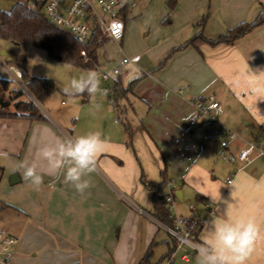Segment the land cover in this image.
Segmentation results:
<instances>
[{
    "label": "crops",
    "instance_id": "crops-1",
    "mask_svg": "<svg viewBox=\"0 0 264 264\" xmlns=\"http://www.w3.org/2000/svg\"><path fill=\"white\" fill-rule=\"evenodd\" d=\"M260 17L264 18V0H142L125 18L123 37L134 18L165 20L169 25L156 23L160 37L151 46L157 49L143 50L144 56L155 52L152 56L142 59L134 52L139 60L121 65L118 78L124 88L131 87L118 100L120 108L107 95L95 99L103 106L95 115L93 102L82 100L71 125L42 111L48 121L0 117V231L17 238L8 264H138L149 248L152 263L197 264L214 218L254 213L252 205L264 208V191L252 186L264 178V157L227 183L233 167L228 165L220 175L213 163L216 144L204 143L201 129L188 123L193 112L188 100L213 95L223 107L220 121L237 134L231 150L264 136V81L256 79L264 71V22L232 43L206 41ZM198 34L205 40L197 48L180 47ZM107 41L112 40L98 48V64L109 61L105 53L103 60L99 57ZM10 66L20 70L16 64L4 65L17 78ZM136 67L140 72L129 82ZM181 86L186 87L183 95L177 93ZM95 131L108 143L87 177L91 187L84 196L62 176L44 174L38 190L23 180L18 166L36 159L43 136L75 138ZM40 171L47 172L43 162ZM13 173L18 182L10 184ZM161 183L170 197V212L174 208L198 220L191 236L196 249L177 246L153 217L147 184ZM207 201L213 208L210 213ZM249 264H264V245L257 247Z\"/></svg>",
    "mask_w": 264,
    "mask_h": 264
},
{
    "label": "built area",
    "instance_id": "built-area-1",
    "mask_svg": "<svg viewBox=\"0 0 264 264\" xmlns=\"http://www.w3.org/2000/svg\"><path fill=\"white\" fill-rule=\"evenodd\" d=\"M27 7L30 10H38L50 20L55 26L66 30L76 41L82 45H87L95 36L98 43L105 40L118 42L124 34V20L129 12L135 8L142 0H11ZM119 52L122 49L118 47ZM82 56H86L84 49L80 51ZM139 60L138 55L128 57L123 55L119 60V65L110 72L98 70L104 82L116 78L121 72V65L135 63ZM14 75L20 77L19 71L10 66ZM108 89L109 87H104ZM186 87H179L177 93L183 95ZM112 104V100H109ZM193 112L188 118L190 126L201 129V140L204 143L214 142L217 146L219 156L225 158L228 165L233 167L226 177V182L231 183L235 174L249 165L253 160L264 157V136L254 141L245 143L235 150L230 149V144L236 140L237 134L220 121L223 114V107L213 96L208 95L202 98L188 100ZM226 153V155H224ZM170 201V197H167ZM205 206L208 212L213 208L207 201ZM173 226L163 225L170 237L175 240L177 246L189 245L196 249L192 243L191 236L198 226V220L192 218L172 217ZM17 238L11 234L0 231V262L8 264L13 252V247Z\"/></svg>",
    "mask_w": 264,
    "mask_h": 264
},
{
    "label": "clouds",
    "instance_id": "clouds-1",
    "mask_svg": "<svg viewBox=\"0 0 264 264\" xmlns=\"http://www.w3.org/2000/svg\"><path fill=\"white\" fill-rule=\"evenodd\" d=\"M140 69L130 72L129 82L137 78ZM264 81V71L256 77ZM70 96H80L87 93L95 98L97 94L104 97L108 89L102 88L101 77L95 71L82 73L70 80L63 88ZM102 104L93 100L92 114L102 109ZM108 139L99 131L88 132L75 138H62L54 133L42 137L37 149L36 159L21 162L23 180L29 186L39 189L43 175L62 176L63 182L84 196L91 187L87 177L94 172L96 159L106 147ZM40 162L47 165V172L40 171ZM256 189L264 191V178L254 181ZM231 204H228V208ZM254 213L232 215L226 213L223 218H214L211 228L204 237V245L199 249L197 264H249L259 245H264V208L252 205Z\"/></svg>",
    "mask_w": 264,
    "mask_h": 264
},
{
    "label": "trees",
    "instance_id": "trees-1",
    "mask_svg": "<svg viewBox=\"0 0 264 264\" xmlns=\"http://www.w3.org/2000/svg\"><path fill=\"white\" fill-rule=\"evenodd\" d=\"M204 19L205 17H202L199 24H203ZM261 22H264V18L260 17L254 22H242L229 29L226 35H221L216 40L206 41L211 44L232 43ZM0 38L11 40L15 44H28L43 49L49 57L73 66L94 69L98 65L97 52L100 43L96 41L95 36L87 45H82L66 30L55 26L42 12L30 10L17 3H13L8 11L0 12ZM201 40L205 39L201 34H198L180 47L192 44L197 48L198 42ZM82 49L85 50L86 56L80 54ZM20 78L22 85L33 99L29 98L22 89H10L9 80L0 78V117L48 121L37 103L43 101L53 90V82L48 78H38L29 74L24 67L21 70ZM107 86L109 87L108 96L115 107H118V100L131 87L124 88L118 76L111 79ZM9 100L13 101L14 106V111L11 112L5 110V107L9 105ZM1 174L2 167L0 166V176ZM163 186V183L158 187L147 184V187L152 191L153 217L163 225L173 226L174 221L167 200L168 193L163 191ZM173 242L175 243V240ZM151 256L152 250L149 248L138 264H155L152 263Z\"/></svg>",
    "mask_w": 264,
    "mask_h": 264
},
{
    "label": "rangeland",
    "instance_id": "rangeland-1",
    "mask_svg": "<svg viewBox=\"0 0 264 264\" xmlns=\"http://www.w3.org/2000/svg\"><path fill=\"white\" fill-rule=\"evenodd\" d=\"M12 5L13 2L11 0H0V12L8 11ZM166 6L171 8L168 1L166 2ZM134 19L127 22L126 32L121 42L107 41L101 44L99 57L103 60L102 55L105 53L108 56L109 61L104 64L99 62L100 64H98L99 68L97 72L99 70L110 72L116 66L117 60H120L123 55L130 57L136 52L138 55L142 56V59H145L147 56H152L155 53L152 52L150 55L148 54L147 56H144L143 50L148 46L153 48L155 45H151L155 44L160 37V33L157 32V29L155 28L156 23L161 27H167L169 24L165 20L157 22L158 19L154 21H144L143 19L134 21ZM118 46L121 47L122 54L118 52ZM155 49H157V47L153 48V50ZM130 51L131 53H129ZM11 64H16L20 73L24 67L29 74L38 78H48L53 82V90L43 101L37 103V105L39 106L40 111L45 114L47 113L48 115L51 114V116L56 118L60 123L69 122L70 125L75 123L80 111L81 101L90 99V101L93 102L94 99L100 97V95L97 94L96 97L93 98L87 93L73 97L66 95L63 92V88L69 84L71 79L78 77L82 73L95 71L96 67L94 69H87L73 66L49 57L43 49L28 44H15L11 40L0 38V78L9 80L10 89L24 90L21 78H14L4 67V65L9 66ZM107 82L101 80L102 88L109 84V82ZM104 97L107 99V96ZM5 99H8V97H5ZM118 107L120 108L119 105ZM5 110L8 112L14 111L13 101L9 100V105L5 107ZM224 155H226V153H224ZM213 163L218 168L220 175H222V173L224 175L225 169L229 167L225 158L219 156L217 152L213 153ZM181 208L186 211L188 210L186 206H181ZM176 211L177 210L174 208L171 209V213L176 217L188 218L182 216V214H184L183 212L178 211V213L181 212L178 214Z\"/></svg>",
    "mask_w": 264,
    "mask_h": 264
},
{
    "label": "water",
    "instance_id": "water-1",
    "mask_svg": "<svg viewBox=\"0 0 264 264\" xmlns=\"http://www.w3.org/2000/svg\"><path fill=\"white\" fill-rule=\"evenodd\" d=\"M18 182V176L16 173H13L11 176H10V184H14Z\"/></svg>",
    "mask_w": 264,
    "mask_h": 264
}]
</instances>
